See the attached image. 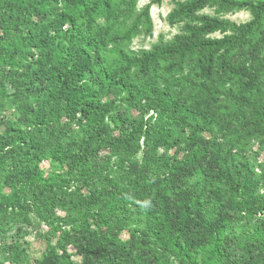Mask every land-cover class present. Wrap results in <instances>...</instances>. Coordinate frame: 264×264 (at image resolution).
Returning a JSON list of instances; mask_svg holds the SVG:
<instances>
[{
    "label": "trees",
    "instance_id": "trees-1",
    "mask_svg": "<svg viewBox=\"0 0 264 264\" xmlns=\"http://www.w3.org/2000/svg\"><path fill=\"white\" fill-rule=\"evenodd\" d=\"M161 1L117 29L136 0H0V233L35 210L55 242L31 264H264V172L204 134L264 140V0H172L179 31L128 55Z\"/></svg>",
    "mask_w": 264,
    "mask_h": 264
},
{
    "label": "rangeland",
    "instance_id": "rangeland-1",
    "mask_svg": "<svg viewBox=\"0 0 264 264\" xmlns=\"http://www.w3.org/2000/svg\"><path fill=\"white\" fill-rule=\"evenodd\" d=\"M152 0H136L135 9L130 15H122V19L117 25V29H122L132 22V20L139 14L147 3ZM172 0H162L160 4L153 3L149 8V16L152 23V33L147 34L143 30L139 34L135 35L130 41L126 42L122 48L125 53L130 56L138 55L143 50L150 49L152 44L158 41H169L172 39L175 33L179 31L181 23L169 24L166 20L168 12L172 9ZM204 13L213 14V8L206 7L202 10ZM224 18L232 20L234 22H243L251 18L248 10H235L223 14ZM105 59L109 63L118 62V50L113 44L109 45L105 52ZM129 112L133 115L138 114L135 108H129ZM7 115L11 112L7 111ZM212 131L204 132L205 136L213 140L215 144L221 148V150H231L235 158L245 157L251 166H253L256 174L264 172V140L259 138L248 139L247 137L239 136L236 133H228L223 129L219 128L217 123L212 124ZM236 146L234 149L232 147ZM231 148V149H230ZM173 149L168 150L167 153H172ZM181 156V155H179ZM42 169L49 173L52 170H57L58 165H49L46 161L41 163ZM191 182H202V175H195L192 177ZM86 190H83L85 192ZM55 212L58 216L66 217L67 215L73 216L76 213V209L68 204L63 207L55 208ZM80 211L78 212V214ZM66 214V215H65ZM3 226L6 230L0 233V261L4 264H14L9 259V254L6 251V245L10 244L11 241H15L20 249L25 250V254L16 257L15 264H31L34 257L40 255L41 251L47 246V242L52 244L55 242L54 239L48 237L49 224L40 219L38 214L33 209H27L24 214H20L17 209L9 210L5 213ZM74 222H64L62 228L70 230V226ZM60 232V231H59ZM125 236V235H123ZM53 237V235H52ZM55 238V237H53ZM73 251V249H70ZM75 261H79L78 255L72 256Z\"/></svg>",
    "mask_w": 264,
    "mask_h": 264
}]
</instances>
